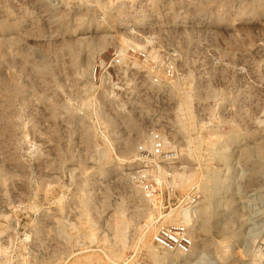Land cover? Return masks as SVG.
<instances>
[{
  "label": "rangeland",
  "instance_id": "374dc122",
  "mask_svg": "<svg viewBox=\"0 0 264 264\" xmlns=\"http://www.w3.org/2000/svg\"><path fill=\"white\" fill-rule=\"evenodd\" d=\"M262 143L264 0H0V264H150L196 192L158 264H264Z\"/></svg>",
  "mask_w": 264,
  "mask_h": 264
},
{
  "label": "built area",
  "instance_id": "2783aa9c",
  "mask_svg": "<svg viewBox=\"0 0 264 264\" xmlns=\"http://www.w3.org/2000/svg\"><path fill=\"white\" fill-rule=\"evenodd\" d=\"M115 59L114 67L119 68L121 65V60L119 57H116ZM101 66L102 65L100 64V67ZM168 70L171 72V68ZM164 146L165 144L162 135L159 133L153 134L151 148L152 154L155 157L162 156ZM153 171L154 169H150L138 174L139 182L141 183L144 192L147 194V197L150 199H155L158 192L165 188L163 183L160 182L154 174H152ZM200 200L201 195L199 192L190 194L186 197L184 204L181 207L178 206L175 209H171V213L169 215L161 214V216L164 218L167 216H178L180 212L189 209L192 210V218L189 220L188 224H184L181 222V220L177 219L173 223L160 224L157 227L152 236V243L158 250L176 253L180 256H190L192 254L193 246L195 244L193 229L194 209L198 206ZM128 264L145 263L140 262L137 259H132Z\"/></svg>",
  "mask_w": 264,
  "mask_h": 264
},
{
  "label": "bare ground",
  "instance_id": "6f19581e",
  "mask_svg": "<svg viewBox=\"0 0 264 264\" xmlns=\"http://www.w3.org/2000/svg\"><path fill=\"white\" fill-rule=\"evenodd\" d=\"M249 152V151H248ZM250 152L256 153L258 156H264V143H262L261 145L254 147V148H250ZM183 177V176H182ZM213 177V176H212ZM210 178V176H209ZM211 180V179H210ZM212 181V180H211ZM217 181V180H216ZM211 183V182H210ZM216 183V182H215ZM213 186H215L213 184ZM211 187V186H210ZM215 188V187H214ZM210 189V188H209ZM209 191V190H208ZM213 192V191H211ZM210 193V192H209ZM208 194V193H207ZM215 194V192H213V195ZM211 200V198L209 199V201ZM180 218L183 220H185L186 222L190 220L191 215L189 213L188 210L183 211L181 214H179ZM204 219H205V224L204 226L206 227L210 221L211 218V212L209 211H205L204 212ZM182 220V221H183ZM186 224V223H184ZM210 225V224H209ZM151 255L150 256V264H158L159 262H168L170 261V259L172 258L173 253L170 252H166V251H162V252H158L157 250H155L153 247L151 248Z\"/></svg>",
  "mask_w": 264,
  "mask_h": 264
}]
</instances>
